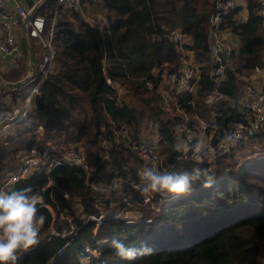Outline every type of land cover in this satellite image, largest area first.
I'll list each match as a JSON object with an SVG mask.
<instances>
[{
  "label": "trees",
  "instance_id": "trees-1",
  "mask_svg": "<svg viewBox=\"0 0 264 264\" xmlns=\"http://www.w3.org/2000/svg\"><path fill=\"white\" fill-rule=\"evenodd\" d=\"M102 2L108 24L83 23L84 30L78 34L65 20L64 13L68 12L62 14L54 40L58 49L56 72L40 84L34 109L15 131L29 135L34 129L42 130L53 143L82 146L91 182L112 178L132 181L145 164L139 157L134 164H128L127 156L135 152L124 146L118 132L126 127L134 140H140L143 123L158 122L164 165H173L175 172H191L193 162L177 158L180 154L173 138L176 115L169 114L166 120L161 117L164 111L159 106L158 83L162 73L178 71L181 54L165 34L180 30L190 39L185 48L192 51L194 60L201 65L195 113L201 118L209 117L211 112L204 97L215 87L208 43V20L214 0ZM49 3L54 5L53 0ZM258 5V1L249 0L246 24L239 25L233 20L237 6L223 23V28L231 27L244 45L235 66L228 64L226 78L217 86L226 98L214 108L221 113L214 122L219 128V138L227 136L233 122H246V113L240 110L239 102L242 77L264 65V42L257 35L262 21L254 14ZM23 51L19 64L26 58ZM22 67L25 71V63ZM13 71L14 68L4 79L17 82L9 79ZM149 81L154 84L153 89L148 88ZM18 137L12 142L0 141V168L6 169L0 175V186L2 180L10 177L12 168L19 165V152L31 147L32 143L23 145V138ZM104 140L109 143L107 151ZM252 155L256 157L251 158ZM245 166L251 169H244ZM201 168L214 176L210 187L204 186L206 179L201 176L192 182L189 193L164 204L161 213L152 208L162 198L155 196V204L148 205L151 208L142 209L140 214L143 219H152L154 225L140 228L128 227L122 220L109 216L122 202L124 183L113 192L100 194L88 186L84 172L63 167L50 177L55 186L47 187V177L37 172L29 179L11 184L4 194L31 186L52 208H68L77 224L71 246L57 257V249L63 242L52 237L51 231L52 224L55 229L60 226L59 216L52 222L49 211L38 208V215L46 217L40 243L26 252H18L17 264H82L92 248L99 253L87 264H264V126L228 155L203 161ZM128 191L130 198L141 202L140 193ZM78 208L83 214L78 215ZM100 214L108 217L97 228L93 221L80 218ZM156 224L165 227L161 231L162 226L153 228ZM123 235H128L122 241L125 245L137 248L147 245L151 253L138 255L131 261L118 256L110 242ZM106 238H110L108 243L99 248L96 242Z\"/></svg>",
  "mask_w": 264,
  "mask_h": 264
},
{
  "label": "built area",
  "instance_id": "built-area-1",
  "mask_svg": "<svg viewBox=\"0 0 264 264\" xmlns=\"http://www.w3.org/2000/svg\"><path fill=\"white\" fill-rule=\"evenodd\" d=\"M49 1L0 0V107L5 96L20 91L26 84L25 82L21 85H15V83L6 82L3 79L4 65L1 60L5 58H12L16 61L21 60L24 53L20 47V40L25 37L29 40L34 39L41 51L36 66L32 72L28 73L27 82L30 84V90L28 96L23 99V105L19 108L14 107L11 111L0 110V125L3 124L0 131L2 132L26 120L34 98L39 93L40 84L54 73V62L58 51L54 40L62 14L79 10L86 0H53V6H50ZM258 3L256 15L264 23V1L258 0ZM235 8V0H214V8L208 20V43L213 66L211 75L215 87L207 92L204 97V104L211 112L207 119L201 118L195 113L194 98L200 88L201 65L194 60L192 51L185 48L188 44L187 36L180 30L168 31L165 34L169 42L176 45L181 54V59L177 72H164L160 75V82L158 83L159 106L164 112L176 115L173 134L174 144L180 157L193 156L192 162L195 167H199L203 161H210L209 157L213 155L222 156L230 153L246 137L255 135L264 126V85L261 92L247 89L245 94L246 104L242 100L239 101L240 110L246 113V122H233L228 129L227 136L222 138L218 137L219 128L214 123L216 117L221 115L214 108L216 104L222 103L226 99L225 95L217 90V86L226 78V69L229 64L228 53L231 51L222 38L223 23ZM91 23L95 24V21L92 20ZM98 23L108 24L106 19H102ZM107 83L112 84L109 79H107ZM147 86L149 89L154 88L151 81L147 83ZM118 133L120 135L119 139L126 146L137 149L141 157L148 161L147 167L155 164L161 170L164 156L160 153L162 145L159 143V133L157 140L153 137L152 141L142 139V137H140V140H134L126 127ZM103 143L105 146H109L108 141L104 140ZM49 145L44 146L40 141H36L30 148L25 150L20 157L16 171L0 186V194H4L6 186L26 180L34 172L43 173L47 177V187L55 186L50 177L55 170L63 167L75 168L84 172L88 186L100 194L113 192L124 183L126 191L122 193V203L125 204L128 203V198H130L128 190L141 192L139 172L135 181L112 178L105 182H91L88 180L91 176L90 166L80 145ZM197 145H199V151H197ZM198 161H202V163H198ZM64 196L68 197L66 193H64ZM37 207L47 209L52 222L56 220L58 214L59 221L62 224L57 229L52 226L51 235L62 240L63 243L57 249L56 256H63L71 246L73 237L77 233V224L74 222L73 216L68 208L54 209L46 204L43 198ZM119 215L121 216L122 213H119ZM127 215H124V217ZM107 217L100 214L89 217L83 215L80 218L85 221H93L97 228L107 220ZM104 244L105 242H102L101 246L98 245V247L101 248ZM98 253L96 249L89 250L86 263Z\"/></svg>",
  "mask_w": 264,
  "mask_h": 264
},
{
  "label": "clouds",
  "instance_id": "clouds-1",
  "mask_svg": "<svg viewBox=\"0 0 264 264\" xmlns=\"http://www.w3.org/2000/svg\"><path fill=\"white\" fill-rule=\"evenodd\" d=\"M201 176L206 179L204 186L210 187L214 176L205 168L193 167L191 172L162 171L154 164L144 167L139 173L143 193H166L174 196L189 193L192 182ZM41 201L42 197L34 193L31 186L10 194H0V264H17L18 252H26L40 243V231L46 220L44 215H38L37 206ZM110 246L118 256L129 261L152 251L147 245L129 247L117 238L111 240Z\"/></svg>",
  "mask_w": 264,
  "mask_h": 264
},
{
  "label": "rangeland",
  "instance_id": "rangeland-1",
  "mask_svg": "<svg viewBox=\"0 0 264 264\" xmlns=\"http://www.w3.org/2000/svg\"><path fill=\"white\" fill-rule=\"evenodd\" d=\"M97 1L98 0H87V1L83 2V4L81 5V7L79 8V10L74 11V12L64 13L65 16H66L65 17V20L68 21L69 27L76 34H78L79 32H82L84 30L83 29V25H84L83 23H91L92 20H94L95 22H99L102 19H106V20L108 19L107 18V11L104 8V4L103 3H99V2L96 4ZM99 1H101V0H99ZM100 4H102V6ZM29 44H30L29 46H30V48H31V50L33 52V58H34L33 59V63H35V61H36V59H38L41 51H40V48H38V45H37V43H36V41L34 39L29 40ZM19 63H20V60L16 62V64H15L16 66L14 68L15 72L13 71V73H12L13 75H11L9 77L10 80L18 81L19 82L20 80L23 79V77H25L27 75V73H29L28 72V61H27V57L22 61L21 64H19ZM24 63H25V71H24V69L22 67V65ZM12 70H13V68H12ZM21 71L22 72L24 71V75H20L19 76V74L21 73ZM55 72H56V70H54V73ZM29 87H30V84L28 82H26V84L21 88L20 91L15 92V93H12L11 95L12 96H15V95L19 96L20 95L21 98H22L21 100H23L25 97L28 96V93H29V90H30ZM119 92H120V94H122L123 91L120 90ZM21 100L20 101H16L17 103H14L18 108L23 105V103L21 102ZM163 113L164 114H162V116H161V117H163V119L166 120V119H169L170 118V116H169L170 113H166V112H163ZM24 122H26V121H24ZM24 122H21L20 124H22ZM16 128H14V130H12V131L5 132L6 133V136H5L6 137V140H4V142H12L13 140H16V138L18 136H20V138H23L22 139L23 140V145L26 142H28L29 144L32 143L31 145H33L38 139L42 143V145H44V146H47L49 144H51L53 146H62V145L63 146H73V145H79V144H73V145L72 144H67L66 145L65 143H59V144L53 143V142H51L52 139L47 138L46 137V134L44 132H42V130L38 131L37 129L36 130L34 129V130H32L30 132L29 135H27V134L25 135L22 132L21 133H17L15 131ZM143 128H144L143 133L140 136V137H142V139H145V140L146 139H150V141H152V139L154 137V139L157 140L158 130L160 129V126H159V123L158 122H152V124H150L148 122H144L143 123ZM2 136L3 135L1 134L0 138H2ZM124 146L127 147V148H129L125 144H124ZM80 147L82 148V146H80ZM103 147L106 148V151L110 148L109 146H105L104 143H103ZM81 150H83V152H84V149L83 148ZM24 151L25 150L20 151L21 152L20 153V156L24 153ZM131 151H133L135 153L134 154L132 153V154H130V155L127 156V162H128V164H131V165L134 164L136 158L139 157L141 160H143V162L145 164V167H146V164L148 163V161L145 160L144 157H141L140 152L137 149H135V148H132ZM160 153H161V155L163 154V156L165 157V152H164V148L163 147L161 148ZM228 154L229 153H226L225 155H222V156H226ZM214 157H216V156L213 155V156H211L209 158L212 160V159H214ZM255 157H256L255 155H252L251 156V158H255ZM177 158L179 160L181 159V160H185V161H192L193 160V156H188L186 158L179 157L178 156ZM202 165H203V163L199 166V168H201ZM173 167H174L173 165L172 166H165L164 163H163V166H162L161 170L162 171L163 170L173 171L175 169ZM193 167H195V166L193 165ZM143 168L139 169L138 172L140 173ZM244 169H251V168H250V166L249 167H246L245 166ZM131 192L132 193H135V190H131ZM139 193H140V196H141V202L138 201L136 198H128V203L127 204L121 202L120 203L121 205L119 204L118 207H115L113 213H111L109 216H112L114 218V220H122L125 223V225L128 226V227L140 228V227H144V226L145 227L146 226H153L154 225V221H152V219H143L142 216L140 215L141 212H142V209L149 210V208H151V206L153 205V203L155 204V201H153V199L155 198V196H159V197H162V198L159 199V201L157 200L156 201V204L154 206H152V208L155 211V213H161L162 212V209H163V205L166 204V203H170V202L174 201L176 199V197H177V196H174L172 194H166V193L165 194H160V193H149V194H145V193L142 192V190ZM118 195L119 194L116 195V198L117 199H118ZM128 195H130L129 191H128ZM143 197H145V198L142 199ZM116 204H118V203H116ZM148 205H151V206H148ZM74 208H77V206H74ZM76 210H78V215L83 214L82 213V209L78 208ZM119 213H122V215L120 216ZM124 215H127V216L124 217ZM73 218H74V216H73ZM61 224L62 223L59 222V225H61ZM159 226H162L161 231L163 230V227H165V226H163L161 224H156L153 228L159 227ZM129 238H130V236H129ZM109 239L110 238H106L103 241L102 240H99V241L96 242V245L97 246L98 245L101 246V243L102 242L109 241ZM125 239H128V235L120 236V239L119 240L120 241H123ZM86 248L88 250V247H86ZM91 250H93V248ZM86 261H88V259L87 258H84V259H82L81 262H82V264H87Z\"/></svg>",
  "mask_w": 264,
  "mask_h": 264
},
{
  "label": "crops",
  "instance_id": "crops-1",
  "mask_svg": "<svg viewBox=\"0 0 264 264\" xmlns=\"http://www.w3.org/2000/svg\"><path fill=\"white\" fill-rule=\"evenodd\" d=\"M87 1V0H86ZM236 1V6H237V13L235 15V17L233 18L234 21L237 22V24L239 25H243V24H246L248 19H249V8H248V2L249 0H235ZM258 0H256L257 2ZM264 1V0H263ZM25 2H27V0H25ZM89 2V1H88ZM91 2V1H90ZM103 3L102 0L101 1H97V3ZM95 5V4H94ZM102 6V4H100ZM181 6V4H180ZM254 14L255 16L256 15V8L254 10ZM259 19V18H258ZM180 20V18H179ZM260 20V19H259ZM262 21V20H260ZM262 25L259 27L258 31H257V35H259L261 37V40L264 42V23L261 22ZM222 38L225 42V44L230 48V52L228 53V63L230 66L234 67L235 66V62L237 61V58H238V54H239V51L240 49L243 47L244 43L242 42L241 38L239 36H237L236 34H234L231 30V27H225L223 32H222ZM22 43H20V47L22 50H25L26 52V57H27V61H28V72H29V55H28V46H27V42L25 40V38H21L20 40ZM24 42V43H23ZM187 42L190 43V39L187 37ZM27 43V44H26ZM30 45V44H29ZM30 48V47H29ZM39 48V46H38ZM31 50V48H30ZM263 50H264V46H263ZM32 51V50H31ZM24 53V51H23ZM24 55V54H23ZM263 55V60H264V54L262 53ZM32 57H33V52H32ZM34 59V58H33ZM39 59V57H38ZM38 59H36L35 63H34V67L36 66L37 62H38ZM2 64L4 65V73H3V79H4V75H7L11 70L12 68H15V64H16V60L12 59V58H5V59H2L1 60ZM28 75V73H27ZM26 75V76H27ZM25 76V77H26ZM23 77V79L25 78ZM244 77V76H243ZM242 77V81L244 82V84H242L240 86V100H242V102L244 104L247 103L246 101V97H245V94L247 92V89H253L254 91H258V92H261L262 89H263V85H264V65L262 67H256L255 69L251 70L248 74L247 77ZM22 79V80H23ZM6 82H9L7 81L6 79H4ZM18 82V81H17ZM9 83H16V82H9ZM16 96V97H15ZM12 96L11 94L10 95H7L4 97L3 99V102L1 104V107H0V110L1 109H4V110H7V111H11L14 107H17L14 103H17L16 101H20L22 98L21 96ZM9 97V98H8ZM11 100V101H10ZM21 102L23 103V100H21ZM32 110L34 109V104H32ZM31 110V111H32ZM27 120V118H26ZM25 120V121H26ZM5 124V123H4ZM3 127V124L0 125V128ZM17 125L11 127V128H8V130L2 132L0 131V136L1 134L3 135L2 138H0V141H4L6 140V133L5 132H9V131H12L14 130V128H16ZM40 131V130H39ZM8 134V133H7ZM39 141V139L37 140ZM20 154V152H19ZM19 160V159H18ZM19 162V161H17ZM18 166V164H17ZM17 166L13 167L12 168V173H14L17 169ZM5 168H0V175L4 174L5 173ZM39 173V172H37ZM35 172L32 174L34 175ZM40 174V173H39ZM32 175H30L27 179H29ZM41 175H43V173H41ZM45 176V175H43ZM46 177V176H45ZM9 177H7L6 179L2 180L1 183L4 181H6ZM11 185V184H10ZM6 186L7 188L10 186ZM2 186V185H1ZM5 188V189H7ZM53 226V224H52Z\"/></svg>",
  "mask_w": 264,
  "mask_h": 264
},
{
  "label": "water",
  "instance_id": "water-1",
  "mask_svg": "<svg viewBox=\"0 0 264 264\" xmlns=\"http://www.w3.org/2000/svg\"><path fill=\"white\" fill-rule=\"evenodd\" d=\"M25 40H26V42L28 43H26L27 44V46H28V55H29V72H32L33 71V69H34V63H33V57H32V51L30 50V46H29V39H27V37H25ZM28 81V75L23 79V80H21L20 82H17V83H15V85H21V84H23V83H25V82H27ZM8 84V83H7ZM31 110H32V108H31ZM30 110V111H31Z\"/></svg>",
  "mask_w": 264,
  "mask_h": 264
},
{
  "label": "bare ground",
  "instance_id": "bare-ground-1",
  "mask_svg": "<svg viewBox=\"0 0 264 264\" xmlns=\"http://www.w3.org/2000/svg\"><path fill=\"white\" fill-rule=\"evenodd\" d=\"M12 174H13V173H12ZM12 174H11V175H12Z\"/></svg>",
  "mask_w": 264,
  "mask_h": 264
}]
</instances>
